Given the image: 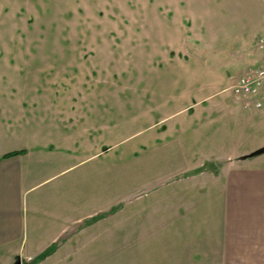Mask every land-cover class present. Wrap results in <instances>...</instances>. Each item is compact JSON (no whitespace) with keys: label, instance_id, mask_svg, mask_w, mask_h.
I'll return each mask as SVG.
<instances>
[{"label":"rangeland","instance_id":"374dc122","mask_svg":"<svg viewBox=\"0 0 264 264\" xmlns=\"http://www.w3.org/2000/svg\"><path fill=\"white\" fill-rule=\"evenodd\" d=\"M260 38L264 0H0V106L20 118L0 150L55 143L27 176L22 249L86 220L70 245L101 251L97 264H179L186 251L207 264L226 171H264V153L250 156L264 110L227 91L260 64ZM230 237L227 264L258 263L236 255L259 242Z\"/></svg>","mask_w":264,"mask_h":264},{"label":"crops","instance_id":"0c3cea01","mask_svg":"<svg viewBox=\"0 0 264 264\" xmlns=\"http://www.w3.org/2000/svg\"><path fill=\"white\" fill-rule=\"evenodd\" d=\"M14 108L16 107L0 106V138H19L16 132L18 128H15V126L20 118L13 116L16 114L13 111ZM257 112L253 111V114ZM30 139L32 142L29 143L31 147L29 149L9 147L0 150V264H15L16 258L20 257L24 264H97L98 261L96 260L104 257L101 251L95 249L87 251L85 250V244L81 249H75L70 245L73 241L78 243L81 238H85L88 229L84 223L86 220L78 223L75 232L73 231L71 235H65L64 238L63 234L66 232V226L61 227L58 223L52 225L51 246L42 247L30 244L27 251L24 248L22 249L24 239L22 237L21 201L22 195L26 192L25 187L31 164L55 153V148H49L54 146L55 143L44 142L42 138L37 139L35 136ZM19 151H24V153L2 158L8 153ZM60 154L62 153L60 152ZM248 173H251V175L243 169L226 171L227 180L225 185L221 187V193L225 194L224 201H222V233L224 239L221 235L215 247L212 238L206 240L207 246L203 249L208 252L205 255L207 264H227L230 256V232L233 226L234 232L236 231L237 234L249 233L254 241L259 242V246L257 243V248L252 251L243 245L236 256L239 258L259 257L260 260L256 264H262L261 258L264 259V171L256 167ZM246 176H251L254 181V184L250 185L249 188L242 185V181ZM99 225L100 221H97L91 226L94 228ZM95 238L97 239L96 236H93L92 239ZM242 240L246 242L247 238L243 237ZM196 254L199 255L200 253ZM194 255L195 253L192 254V251H190V254L189 251H186L182 258L184 263L180 261L179 264H198L197 260L193 258ZM217 257L220 258V261ZM223 259H225L224 263ZM241 263L245 264L244 261Z\"/></svg>","mask_w":264,"mask_h":264},{"label":"built area","instance_id":"2783aa9c","mask_svg":"<svg viewBox=\"0 0 264 264\" xmlns=\"http://www.w3.org/2000/svg\"><path fill=\"white\" fill-rule=\"evenodd\" d=\"M257 48L264 53V38L257 41ZM227 91L246 111L264 109V56L255 69L239 74Z\"/></svg>","mask_w":264,"mask_h":264},{"label":"trees","instance_id":"16d2710c","mask_svg":"<svg viewBox=\"0 0 264 264\" xmlns=\"http://www.w3.org/2000/svg\"><path fill=\"white\" fill-rule=\"evenodd\" d=\"M22 153H24V151L12 152V153H8V154L4 155L2 158H7V157H11V156H16V155H19V154H22Z\"/></svg>","mask_w":264,"mask_h":264},{"label":"water","instance_id":"95a60500","mask_svg":"<svg viewBox=\"0 0 264 264\" xmlns=\"http://www.w3.org/2000/svg\"><path fill=\"white\" fill-rule=\"evenodd\" d=\"M264 153V147H262L261 149H259L258 151L254 152L253 154H251L250 156H257L259 154H263ZM16 264H20V262H16Z\"/></svg>","mask_w":264,"mask_h":264}]
</instances>
